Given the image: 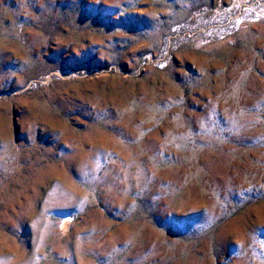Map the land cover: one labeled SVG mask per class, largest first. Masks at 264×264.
I'll return each mask as SVG.
<instances>
[{"label": "rangeland", "instance_id": "rangeland-1", "mask_svg": "<svg viewBox=\"0 0 264 264\" xmlns=\"http://www.w3.org/2000/svg\"><path fill=\"white\" fill-rule=\"evenodd\" d=\"M0 264H264V0H0Z\"/></svg>", "mask_w": 264, "mask_h": 264}, {"label": "bare ground", "instance_id": "bare-ground-1", "mask_svg": "<svg viewBox=\"0 0 264 264\" xmlns=\"http://www.w3.org/2000/svg\"><path fill=\"white\" fill-rule=\"evenodd\" d=\"M65 222H66V221H65ZM62 224H63V223H62ZM62 228H63V229L66 228V227H65V223L63 224V227H62ZM62 228H61V229H62ZM65 230H66V229H65ZM63 232H64V230H63Z\"/></svg>", "mask_w": 264, "mask_h": 264}]
</instances>
